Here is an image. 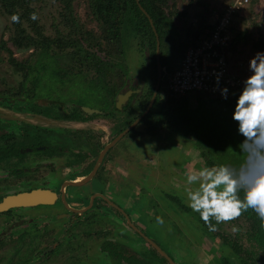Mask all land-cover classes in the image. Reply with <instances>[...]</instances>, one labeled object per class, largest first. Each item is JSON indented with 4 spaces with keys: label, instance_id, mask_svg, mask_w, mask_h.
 <instances>
[{
    "label": "flooded vegetation",
    "instance_id": "1",
    "mask_svg": "<svg viewBox=\"0 0 264 264\" xmlns=\"http://www.w3.org/2000/svg\"><path fill=\"white\" fill-rule=\"evenodd\" d=\"M145 89L143 81L126 85L109 98L107 111L72 107L67 113L49 98L33 97V90L24 99L0 94V105L16 115L76 124L49 129L0 119V206L9 202L0 209V264H198L204 239L217 246L209 249L214 257L208 264H264V228L253 211L211 232L187 206L185 172L219 165V152L180 135L194 149L172 142L160 150L165 137L177 140L176 133L143 129L136 155L118 148L130 133L114 142L126 129L130 105ZM129 90L118 108V97ZM96 116L111 124L105 142L86 125ZM33 192H41L42 201L11 204ZM157 216L164 225L156 224Z\"/></svg>",
    "mask_w": 264,
    "mask_h": 264
},
{
    "label": "rangeland",
    "instance_id": "2",
    "mask_svg": "<svg viewBox=\"0 0 264 264\" xmlns=\"http://www.w3.org/2000/svg\"><path fill=\"white\" fill-rule=\"evenodd\" d=\"M222 2L224 3L225 0H171V6L176 8L177 11H186L182 22L176 19L177 33L174 34V39H179L187 46L190 45V40L195 38L199 30L206 33L207 22H212L215 18L214 13L222 10L220 5ZM33 7L37 11L39 17L37 20L42 28L43 36L55 39L57 33L61 36L70 34L72 28L64 23L61 16H59L61 7L55 0H43ZM213 8L216 11H212ZM73 10L79 26L84 31L96 36L100 34L97 22L87 16V0H77L73 5ZM242 17H244V21H240ZM239 21L240 24L236 25L237 31L247 30L253 41L259 39L264 41V0H252V2L249 0L246 8L241 12L238 23ZM23 27L30 33V29L26 25ZM14 33L11 17L4 14L0 9V43L2 41L6 42V47L10 48L13 57L18 61L26 60L31 68L27 81L21 82L23 80L22 75L13 70L7 61V54L2 52L5 60L0 64V92L3 96H6L5 94L11 96L9 92L18 90L20 84L23 83V88H21L18 97L24 99L23 97H27L31 93L30 91L33 90V97L51 99V101L58 104L59 111L62 113H67L72 107H75V110L80 107L92 111H107V103L111 96L106 90L105 83L100 84L97 80L99 77L92 68L83 65L80 59L72 57L71 52H73V49L68 48L59 51L52 46L47 47L46 50L17 49L10 42V38L14 37ZM231 33H234V29ZM73 38H77V35L73 34ZM139 41L135 38H128L124 48V73L128 78L126 85L129 84V86L136 85L139 81H143L147 86V82L151 78L149 70L150 51L147 46L140 45ZM242 49L239 54H232L229 59V67L231 72L244 81L251 74L249 72V61L257 51L251 48L250 45ZM99 56L103 57L101 53H99ZM163 72H165V69ZM164 77L165 73L162 76L161 87L168 92L165 88ZM35 81L38 83L36 82V84ZM240 92L241 90L234 93L229 92L227 99L219 95L215 97L195 93L187 95L183 106L185 118L181 124L182 128L176 126L177 130L175 128L172 130L165 128L164 131L160 132L161 134L165 132V135L170 136L173 131L176 133L174 135L177 140L170 141L165 137L160 148H158L160 150H163L162 148L167 149L172 145V142L178 146L183 145L191 148L192 145L179 139L180 135V137L191 140L194 145L199 144L203 150H207V148L210 151L212 150V154L219 152L220 158L216 160L219 165L242 162L243 157L239 153L238 145L242 142L243 137L238 134V124L232 119L236 104L234 99H237ZM41 103L49 102L41 100ZM16 113L0 105V119H10L17 122L29 121L31 124L38 123V116H28L26 118L22 115H16ZM75 125L67 121L55 122L53 120L52 122L39 123L38 126L49 129H75ZM86 125L95 128V132L100 133L99 136L102 141H106L110 133V122L96 116L94 121L91 120ZM142 129L137 126L133 134H129L118 144V148L122 146L126 152L130 151L131 154L136 155L139 150L138 145L141 144L135 138L138 131ZM143 141L146 145V140ZM192 149L194 148L192 147ZM144 151L147 152L146 149ZM198 164L196 163V165ZM212 247L217 249V246L211 244L209 240L204 239L202 241L201 253L197 257L198 264L213 262L214 254L209 250ZM218 254L223 255L222 252H218Z\"/></svg>",
    "mask_w": 264,
    "mask_h": 264
},
{
    "label": "trees",
    "instance_id": "3",
    "mask_svg": "<svg viewBox=\"0 0 264 264\" xmlns=\"http://www.w3.org/2000/svg\"><path fill=\"white\" fill-rule=\"evenodd\" d=\"M42 1L0 0V9H2L4 14L10 17L13 14H18L20 17L19 23H13L11 21L15 30L14 37L10 38L12 45L17 49L33 48L35 50H46L49 46L59 51L68 48L73 49V52H71L72 57L78 60L80 59L83 65H88V67L92 68L98 75L99 78L97 80L100 84L105 83L106 90L111 96L109 98L114 99L117 97L120 89H125L127 78L124 73L123 61L127 39L135 38L136 40H140V45L147 46V49L150 51L149 70L151 78L147 82L145 91L139 95V101L133 106L130 105L129 118L121 126V129L127 128L144 113L152 97L157 78L155 35L148 19L139 7L141 6L149 15L158 35L160 42V63L163 70L165 69V72H163L165 76H170L176 70L184 49L190 45L196 46L200 44L209 35V31L215 25L214 20L207 22V32L205 33L199 30L195 38L190 40V45L186 46L179 39H174V34L177 33L176 19L182 22L186 11H177L176 8L171 6V0H137L138 3L136 0H87V16L95 20L100 28V34L96 36L88 31H84L79 26L73 10V5L77 0H55L61 7L59 16L72 29L68 36H61L57 33V37L52 39L43 36L42 28L38 20L34 21L31 19L32 13L35 12L37 14L33 6ZM229 1L225 0L224 3L222 2L220 4L221 9ZM212 11H216V9L213 8ZM240 15L241 12L235 15L232 22L234 35L231 43V51L234 54H239L243 50L242 48L248 47L249 45L257 52L264 51V41L262 39L253 41L247 30L237 31L236 25L240 24V21H244V17H242L238 23ZM24 25L30 29V33L23 27ZM73 34L77 35V38H73ZM6 44L4 41L0 43V64L5 60L2 55V52H5L9 65L12 66L16 73L22 75L23 80L21 82L27 81L30 75V66L26 60L18 61L14 58L12 51L6 47ZM99 53L103 57L99 56ZM161 84L150 111L137 125L143 128L147 135L158 134L164 131L165 128L171 130L175 128L177 130L176 126L181 127L185 118L183 106L185 97L190 94L175 95L166 92L162 89ZM21 88H23V83L20 84L19 89L15 93L12 91L9 93L12 96H18ZM112 104L114 105V101H112ZM134 132L135 129L129 134H133ZM197 145L199 146V144Z\"/></svg>",
    "mask_w": 264,
    "mask_h": 264
},
{
    "label": "clouds",
    "instance_id": "4",
    "mask_svg": "<svg viewBox=\"0 0 264 264\" xmlns=\"http://www.w3.org/2000/svg\"><path fill=\"white\" fill-rule=\"evenodd\" d=\"M38 18L32 13V20ZM11 21L19 23V15L13 14ZM249 72L232 115L238 134L243 137L238 145L242 162L189 168L185 172L189 186L185 189L187 206L199 214L211 232L218 230L217 225L231 223L249 210L264 228V51L256 52L250 59ZM220 92L224 99L228 98L227 87ZM155 222L161 226L165 223L162 216H157ZM232 231L238 229L233 227Z\"/></svg>",
    "mask_w": 264,
    "mask_h": 264
},
{
    "label": "built area",
    "instance_id": "5",
    "mask_svg": "<svg viewBox=\"0 0 264 264\" xmlns=\"http://www.w3.org/2000/svg\"><path fill=\"white\" fill-rule=\"evenodd\" d=\"M248 3L249 0H230L221 12L214 13L215 25L209 35L200 44L186 47L176 70L164 77L168 92L215 97L222 96L220 89L224 87L231 93L242 90L243 81L231 72L229 59L234 54L232 22Z\"/></svg>",
    "mask_w": 264,
    "mask_h": 264
},
{
    "label": "water",
    "instance_id": "6",
    "mask_svg": "<svg viewBox=\"0 0 264 264\" xmlns=\"http://www.w3.org/2000/svg\"><path fill=\"white\" fill-rule=\"evenodd\" d=\"M137 3H138V1H137ZM139 8L144 13L146 18L148 19L149 24H150V26L152 28V31H153V33L155 35V39H156V50H155V62H156V71H157L156 84H155L154 91H153L152 97L150 99V102H149L146 110L144 111V113L139 118H137L134 122H132V124H130L121 134H119V136L115 139L114 142H116L117 140L122 138L127 133L131 132L137 126V124L140 122V120L150 111V109H151V107H152V105H153V103L155 101V98H156V96L158 94V91H159V88H160V84L162 82L163 68H162L161 63H160V42H159V38H158L156 30H155V28L153 26V22H152L151 18L149 17V15L144 11V9L141 6ZM130 94H131V92L127 91L123 95H120L118 97V101H117V107L118 108L120 107L121 103H124L127 100V98L130 96ZM40 118L44 119L46 121H43ZM37 121H38V123H35L36 125H39V123H47V121L48 122H52L53 120L47 119V118H44V117H39L37 119ZM40 121H43V122H40ZM55 122H58V121H55ZM111 146H112V144L108 145L100 153L98 162L101 161L103 155L108 150V148L111 147ZM43 197H44V195L41 192L40 193L39 192H33L32 194L23 195V196L11 199V204L12 205L13 204L14 205H33V204L37 203V201H42ZM7 203H9V202H4V204L0 206V209H5L8 206Z\"/></svg>",
    "mask_w": 264,
    "mask_h": 264
}]
</instances>
